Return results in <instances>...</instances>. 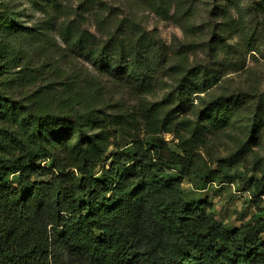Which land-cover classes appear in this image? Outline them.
<instances>
[{"label":"trees","instance_id":"trees-1","mask_svg":"<svg viewBox=\"0 0 264 264\" xmlns=\"http://www.w3.org/2000/svg\"><path fill=\"white\" fill-rule=\"evenodd\" d=\"M140 1L201 42L171 53L155 32L100 0H85L55 26L65 53L130 89L139 99L133 108L106 100L93 75L50 65L14 72L0 60V264H264L263 214L229 227L182 190L208 135L232 131L234 119L251 112L239 151L215 162L225 174L260 145L264 130V95L250 91L223 95L195 118L180 116L221 77L219 68L192 65L183 50L230 56L233 35L253 50L257 31L230 17L235 0H215L200 24L192 0ZM160 91L161 100L148 101ZM163 133L174 135L177 150L159 139ZM118 138L128 142L124 150Z\"/></svg>","mask_w":264,"mask_h":264},{"label":"rangeland","instance_id":"rangeland-1","mask_svg":"<svg viewBox=\"0 0 264 264\" xmlns=\"http://www.w3.org/2000/svg\"><path fill=\"white\" fill-rule=\"evenodd\" d=\"M53 8L42 4L41 0H0V60L9 69L18 72L22 69L42 67L55 69L59 66L67 72H82L96 77L100 86L104 87L106 100L120 103L125 108H133L139 103L138 97L130 89L114 84L110 79L94 71L92 66L83 59L66 52V46L55 27L63 21L66 15H73L85 0H54ZM106 3L114 12L123 17H133L144 29L155 32L172 52L180 50L190 42L200 43L174 20H165L151 12L140 0H100ZM172 1V0H170ZM200 9L201 20L209 21L215 0H192ZM196 1V2H195ZM238 8L232 7L230 17L238 22L244 20L247 30L257 31L254 38L253 50L243 44L238 35H233L226 45L230 46L232 55L218 54L216 58L200 46H191L183 51L192 65L209 64L219 68L220 80L206 93L194 99L196 109H188L180 114L195 118V112L203 105L223 96L233 93L250 91L256 95H264V0H235ZM40 7V8H39ZM59 9L55 12V9ZM54 9V10H53ZM175 11L172 9L171 14ZM57 17L59 20H57ZM86 28L95 30L94 22L87 16ZM9 20V21H8ZM7 22V23H6ZM218 22H222L219 19ZM208 41L210 35L207 34ZM68 52V51H67ZM50 70V69H49ZM51 80V79H50ZM46 83V82H45ZM16 97L24 94L15 89ZM32 88L27 90L30 93ZM166 91H160L156 97H147L148 101L161 100ZM251 112H244L234 119L232 131L208 135L206 148L197 154L196 161L191 167L190 175L185 177L182 190L188 200L205 202L204 207L212 212L216 219L229 226L240 227L256 214L264 215V130L260 145L252 147L244 159L233 168L222 172L215 163L237 153L242 141L247 139L251 125ZM159 139L167 141L169 147L177 150V141L173 134L163 133ZM241 139V141L239 140ZM119 145L124 150L128 142L118 138ZM116 147H111L108 156L117 153ZM100 170L98 174H100ZM174 172L167 171V176ZM208 181V182H207Z\"/></svg>","mask_w":264,"mask_h":264}]
</instances>
